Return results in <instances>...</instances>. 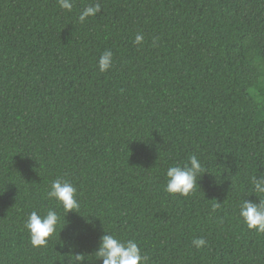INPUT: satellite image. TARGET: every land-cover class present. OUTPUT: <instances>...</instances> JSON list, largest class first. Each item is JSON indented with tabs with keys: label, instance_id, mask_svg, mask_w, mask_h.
<instances>
[{
	"label": "trees",
	"instance_id": "obj_1",
	"mask_svg": "<svg viewBox=\"0 0 264 264\" xmlns=\"http://www.w3.org/2000/svg\"><path fill=\"white\" fill-rule=\"evenodd\" d=\"M71 2L0 0V264H102L105 234L148 264H264L238 215L264 176V0ZM191 155L205 172L168 193ZM57 178L77 211L48 198ZM48 209L59 224L34 247L25 221Z\"/></svg>",
	"mask_w": 264,
	"mask_h": 264
},
{
	"label": "clouds",
	"instance_id": "obj_2",
	"mask_svg": "<svg viewBox=\"0 0 264 264\" xmlns=\"http://www.w3.org/2000/svg\"><path fill=\"white\" fill-rule=\"evenodd\" d=\"M62 8L71 10V0H59ZM100 11L99 5L87 6L79 15V21L83 23L89 16H94ZM144 40L142 34H137L134 43L141 45ZM155 43V41H154ZM112 52L105 50L98 61L99 70L107 71L112 66ZM204 168L196 155H191L188 162L182 166L177 164L170 166L166 171L167 184L165 191L171 194L188 195L197 184V178L204 173ZM252 192L259 197V202L245 199L238 206V215L249 229L264 233V176L251 177ZM48 198L57 200L66 213L77 211L80 207L77 197V189L67 180L57 178L51 183L47 192ZM60 217L56 210L48 209L44 215L32 211L25 221V227L29 230L31 243L34 247L44 246L49 237L56 231ZM196 248L206 244L203 238L192 241ZM97 258L102 264H148V257L142 252L138 243L134 240H122L114 234H105L101 237V243L96 251ZM77 255L76 260H81Z\"/></svg>",
	"mask_w": 264,
	"mask_h": 264
}]
</instances>
